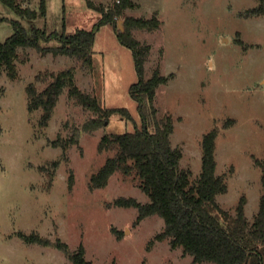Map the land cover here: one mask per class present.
I'll return each mask as SVG.
<instances>
[{"label":"rangeland","instance_id":"obj_1","mask_svg":"<svg viewBox=\"0 0 264 264\" xmlns=\"http://www.w3.org/2000/svg\"><path fill=\"white\" fill-rule=\"evenodd\" d=\"M25 8L39 9L40 0H18ZM110 6L113 0H93ZM128 15L162 21L159 28H136L133 34L151 50L145 77L161 67L173 74L157 90L158 115L171 114L174 146L183 150L181 167L202 170L205 133L217 129V173L224 174L228 190L219 203L231 212L242 196L250 221L259 210L264 175V15L251 9L259 0H134ZM100 13L88 0H47V15L29 20L0 0V39L12 32L11 19L48 31L91 28ZM124 18L117 17L118 29ZM55 43L51 41L49 44ZM94 68L76 56L42 54L20 47L18 74L0 73V264H73L54 245L27 242L21 233H40L71 250L81 243L93 264H216L196 262L170 238L157 239L165 229L158 214L137 221L138 208L119 206L115 199L150 197L134 175L114 173L106 186L91 188V176L115 150H100L105 133L133 130L142 119L130 86L138 81L133 51L107 23L97 32L93 46ZM76 67L79 86L109 107H127L133 119L114 114L107 125L83 132L78 144L65 149L75 125L96 115L69 97L65 88L47 127L40 125L42 109L29 110L27 86L44 89L50 72ZM43 80H36L38 73ZM54 141L59 144L55 145ZM58 161V164L55 162ZM44 168L45 170H43ZM74 183L70 186V174Z\"/></svg>","mask_w":264,"mask_h":264},{"label":"trees","instance_id":"obj_2","mask_svg":"<svg viewBox=\"0 0 264 264\" xmlns=\"http://www.w3.org/2000/svg\"><path fill=\"white\" fill-rule=\"evenodd\" d=\"M29 20L47 15V0H40L39 9L25 8L18 0H1ZM88 5L101 15L91 28L78 27L73 31L64 26L62 30L48 31L33 24L30 28L20 19H11L13 32L0 39V73L6 70L15 78L18 74L17 59L20 47H34L42 54L53 53L76 56L86 68H94L93 46L98 30L105 24H115L119 40L133 51L139 79L130 86L131 96L138 102L141 124L133 130L103 134L99 142L100 150H115L108 156L100 169L91 176V188H102L110 177L121 171L134 175L139 186L150 197L141 202L136 197L121 196L115 204L138 208L137 221L158 214L165 220V229L156 235L157 239L170 238L172 246L183 247L194 256L196 262L212 261L216 264H264V190L260 197L259 210L250 221L246 214L247 199L242 196L235 212L225 209L217 196L228 190L226 176L217 173L216 138L217 129L204 134L202 139V170L192 178V171L181 167L183 150L174 146L171 135L175 122L171 114L158 115L155 101L157 90L168 83L173 74L166 75L161 67L145 77V62L150 54V44L142 43L133 34L136 28L153 30L162 21L157 14L152 17L128 15L125 10L136 5L134 0H113V4H96L88 0ZM256 15H264V0L251 9ZM124 18V29H118L117 17ZM51 41L55 43L49 44ZM38 73L36 80L42 79ZM51 80L44 89L35 82L27 86L29 110L42 109L40 125L47 127L60 95L68 89L69 97L96 115L82 125H75L73 134L62 140L65 149L78 144L83 132H93L108 124L114 114L127 120L133 119L127 107H109L90 92L82 89L76 80V67L70 66L59 72H50ZM3 87L0 85V98ZM1 108V104H0ZM55 145L59 143L54 141ZM58 164V161L55 162ZM45 170L44 168H42ZM74 183V172L70 174V186ZM264 186V175H263ZM27 242L54 245L66 253L73 264H93L86 256L83 243L71 250L60 237L57 241L40 233H21Z\"/></svg>","mask_w":264,"mask_h":264}]
</instances>
